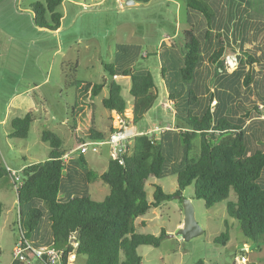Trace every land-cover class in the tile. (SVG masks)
Wrapping results in <instances>:
<instances>
[{
    "label": "trees",
    "instance_id": "16d2710c",
    "mask_svg": "<svg viewBox=\"0 0 264 264\" xmlns=\"http://www.w3.org/2000/svg\"><path fill=\"white\" fill-rule=\"evenodd\" d=\"M62 1L34 0L30 6L34 26L56 32L62 21V15L58 11ZM149 1L134 0L139 4H147ZM240 1L185 0L186 11L208 21L207 31L204 29L202 32L205 31L204 36L210 44L208 53L204 54V49L194 34L188 30L182 32L183 57L180 58L181 67L178 70L181 83H166L168 97L175 102L173 109L176 111L177 128L180 129L178 135L183 140L182 166L169 171L164 169L165 163L170 159L159 141L171 131L160 134L158 140L151 139L148 134L135 135L129 152L120 156L122 163L110 159L104 173L89 170L81 174L86 184L100 180L108 187V194L103 201H92L88 194L79 191L61 198L65 169L62 157L66 150L60 135L44 130L41 141L50 148L47 159L32 163L18 172V225L26 241L39 246L35 242L46 228L51 240L47 245H53L64 252L63 262L68 254L74 253L76 258L84 260L83 264H142L137 249L142 246L160 247L166 231L162 228L157 236L138 233L136 220L181 195L187 187L193 186V199L203 201L207 210L226 201V213L238 223L244 237L252 241L256 249L258 244L264 243V184L260 183L264 172V142H260L259 150L250 153L247 134L242 128L250 117L261 116L257 106L264 105V101H248L245 95L239 93L243 88L247 93L252 90L253 95L259 97V90H262V87L258 90L261 79L254 65L259 69L264 66V44L251 39L248 42L242 38L248 31L245 28L248 22H238L236 26L233 19L235 10L238 9L236 14L240 11L235 6ZM242 2L249 4L248 0ZM244 12L250 15L249 9L246 8ZM224 19L228 24H222L226 22ZM202 65L214 66L218 70L215 75L218 83L209 86L204 92L207 94V103L201 116L197 117L188 109H197V93L188 89L187 82L195 80ZM103 69L107 76L101 82L76 80L75 70L68 67L63 71L64 87L73 90L69 109L71 144L68 149L72 154H76L85 141H103L116 131L112 116L106 119L105 132L97 127L95 99L103 89H107L108 95L101 101L102 108L114 112L118 117H124L128 104L122 94V86L113 80L114 76L130 78L128 95L132 100L134 125L145 117L157 100V88L150 71L125 70L119 73L111 65H104ZM201 70L204 72L203 68ZM163 71L164 68L161 67L164 79ZM230 74L233 82L240 79V86L232 83ZM175 85L183 90V94L186 91V96L177 99L172 89ZM228 92H234L233 98H238L246 111V114L240 115L241 120L233 124L225 117L218 119L216 109L210 111L211 102L216 101L219 106L224 102L222 96L226 93L228 97ZM178 102L184 104L182 112L177 108ZM249 102L251 105L247 107ZM182 115H185V119L179 117ZM32 122L31 112L13 119L10 137L26 139ZM197 136L200 137V149L196 157L190 158L191 141ZM79 157L83 161L82 156ZM168 175L176 177L177 188L174 194H165L159 185H154L152 200H149L145 190L146 182L150 178L161 179ZM8 176V168L0 166V180ZM231 192L235 195L233 202L228 201ZM177 202L181 206V199ZM2 212L3 206L0 203V217ZM25 233L31 234L32 238L26 237ZM73 237L74 243H77L76 248L70 243ZM228 240V231H225L214 243L224 246ZM11 264L21 263L12 261ZM195 264L204 263L198 261Z\"/></svg>",
    "mask_w": 264,
    "mask_h": 264
},
{
    "label": "rangeland",
    "instance_id": "374dc122",
    "mask_svg": "<svg viewBox=\"0 0 264 264\" xmlns=\"http://www.w3.org/2000/svg\"><path fill=\"white\" fill-rule=\"evenodd\" d=\"M174 1L179 2L180 10L176 9V3L163 0H151L148 4L131 6L125 5V0H121V8L118 5L119 0H63L58 11L64 19L60 28L52 33L34 26L30 11L34 0H0V122L5 119L4 114L10 112L9 118L6 117L5 122L0 123V166L17 169L22 164L46 160L50 148L47 143L41 141V133L44 130L58 131L63 139V148L67 151L71 144L69 109L73 100V90L64 87L62 77L65 67L75 70L76 80L101 82V77L105 78L107 74L100 67V62L111 64L117 61L116 65H119L121 70L151 71L157 88V100L151 111L135 127L137 130H145L155 124L161 127L169 123L171 133L159 141L170 159L165 163L164 169L169 171L180 168L184 157L183 140L172 126L171 111L164 109L163 105L167 102L166 83H181L178 70L183 54L179 44L171 50L165 45L161 49L153 47L161 38L166 44H169L170 40L175 41L173 35L176 29L181 30H179L181 36L182 32L191 31L204 49V54L208 53L210 43L204 36L208 21L186 11L185 0ZM242 1L235 5L240 9L238 14L234 12L233 15L234 22H237L235 25L247 21V13L241 12L242 8H247L253 18L255 15L261 17L259 20L263 27L264 1L248 0L249 6ZM153 9L155 11H152ZM225 23L227 21L222 24ZM184 28L186 30H183ZM121 43L130 47H126V51L122 52L117 49ZM131 45H140L142 53H155L143 59L139 49H133ZM160 54L164 79L161 68L148 66L158 63L156 56ZM167 62H170L169 65ZM216 72L218 73V70L214 66H207L203 74L198 76V81L195 82L193 79L187 82L190 89H193L194 83L196 84L197 109L188 107L192 110V115L201 116L207 103V94L204 92L206 93L209 86L218 83ZM229 77L233 84L240 86L239 78L235 83L231 74ZM123 85L122 94L130 101L129 81L123 82ZM172 89L177 99L186 96V91L183 96V90L177 85ZM105 92L104 90L95 99L97 127L104 132L106 127L102 115L106 111L101 106V100ZM16 93L20 94L19 97L10 102ZM239 93L244 95L247 90L241 88ZM227 95L228 97L224 93L221 98L224 102L218 107L217 118L225 117L224 119L233 124L241 120L239 112H243L244 108L238 98H233L234 92H228ZM8 105L12 106L10 110L7 109ZM183 107L184 104L178 102L177 108L180 112ZM28 112L32 113L33 122L27 138L10 137L11 119L23 117ZM130 116V110L127 109L124 118L129 121ZM179 117L185 119V115ZM180 123L183 125V122ZM159 136L160 134H157V137ZM191 147L189 155L190 158H194L200 149L199 136L191 141ZM107 148L101 147L102 156L93 152L86 154L85 159L89 157L99 161L91 168L92 171H100L101 167L105 166L107 161L104 154ZM80 168L89 169L83 165H80ZM100 184L105 192L109 191L100 180H95L87 189L92 201L100 202L104 198L98 191ZM154 185H159L165 194L172 195L177 188L176 177L168 175L161 179L150 178L145 185L149 200H152ZM181 197L184 200L191 198L195 220L203 233L189 241H184L180 236L173 234L171 238L165 237L158 248L148 246L138 248L137 253L143 264H195L198 261H203L204 264H234L235 257L241 254H247L251 262L264 264V243L258 244L256 249V245L244 237L238 223L227 215L226 201L207 210L203 201L193 199V186L187 187L181 193ZM234 200L235 195L231 192L228 201ZM0 203L3 206L0 217V264H8L14 242L22 237L18 225L17 194L10 176L0 180ZM155 212L160 217L147 223L146 228L136 227L138 233L155 235L160 231V225L173 229L181 218L176 199L163 203ZM152 214L150 212L146 216L151 218ZM225 231H228L229 236L227 243L224 246L214 243V240L220 238ZM25 234L26 237L32 238L31 234ZM243 244H246L247 248Z\"/></svg>",
    "mask_w": 264,
    "mask_h": 264
},
{
    "label": "crops",
    "instance_id": "0c3cea01",
    "mask_svg": "<svg viewBox=\"0 0 264 264\" xmlns=\"http://www.w3.org/2000/svg\"><path fill=\"white\" fill-rule=\"evenodd\" d=\"M120 1V0H119ZM151 1V0H150ZM150 1L148 2V3H150ZM163 2H170V3H176L177 4V10H180L181 9V5L179 4V2H175L174 0H163ZM147 3V4H148ZM173 3V4H174ZM135 4H139V3H135ZM135 4H133V5H135ZM118 5H119V3H118ZM120 8L122 7V6H119ZM175 7H176V5H175ZM245 9L246 8H243V11H245ZM238 9H236L235 10V12L237 11ZM121 11V10H120ZM152 11H155L154 9L152 10ZM187 15V14H186ZM247 17H250V19H247V24H246V26H245V28L248 30L247 31V33H245L244 35H243V37L242 38H245V39H247V41L248 42H251L249 39H251L252 41L253 40H256V41H260L261 42V44H264V22H263V27L260 25V22H261V20H259V21H257L256 22V19H259V18H261V17H258V16H256L255 15V17L253 18V16H251V13H250V15H247ZM63 19H64V16L62 17V21H63ZM62 21H61V23H62ZM235 23H237V22H235ZM61 26V25H60ZM179 30L180 29H176L175 31H174V35H173V37H174V39H175V41H173V40H170L169 41V44H166L163 40L164 39H160L159 40V42H157L155 45H154V49H161V47H163V45H165L166 47H168V48H170V50L171 49H173V48H175V47H177V45L179 44V48H181V51H182V48H183V41H182V37H181V32H179ZM183 30H186V28H184ZM181 31V30H180ZM249 32V33H248ZM250 37V38H249ZM258 38V39H257ZM240 42V44L242 43V41L240 40L239 41ZM254 44V43H253ZM126 47H130V45H128V46H125V45H122V43L121 44H119L118 45V47H117V49H119V50H121L122 52H125L126 51ZM131 47L134 49H139V53H140V56L143 58V59H147L148 58V56L150 55V54H154L155 52H153V53H149V52H146V53H142L143 51L141 50V46L140 45H136V46H132L131 45ZM256 48V47H255ZM238 52V51H237ZM156 58L158 59V63H153V64H151V65H148L149 67H151V68H155V69H160L162 66H161V62H162V60H161V58H162V55L160 54V55H157L156 56ZM169 58V57H168ZM116 63H117V61H115L114 63H111V64H106V63H104V62H100V67H102V68H104V65H111L114 69H116V70H118V72L119 73H121L122 71H125V70H121L120 68V66L119 65H116ZM169 63L170 62H167V64L169 65ZM206 67L207 66H201V67H199V71H198V73H197V76L195 77V82L196 81H198L199 80V78H198V76L199 75H202L203 74V72H202V68L204 69V70H206ZM254 68H256V70H257V72L259 71V73H260V75H258L259 76V78L261 79V84H260V86L258 87V90L262 87V90L260 91L259 90V97L257 98L256 97V95L254 94L253 95V93H252V90L250 91H248V93H245L244 95L248 98V101H255V102H257V103H259L260 101H264V66H262V68L261 69H259V67H257V65H254ZM134 69H131V70H129V71H131V72H134L133 71ZM146 71H150V70H146ZM151 72V71H150ZM102 78V80L103 79H105V78H103V77H101ZM223 78H225V76H223ZM62 79H63V77H62ZM113 80H115L116 82H118L121 86H122V89H123V82H127V81H129V86H130V78H129V76H121V75H117V78L116 79H113ZM63 84H64V81H63ZM126 84V83H125ZM202 84V83H201ZM195 83L193 84V89H190V86H187L188 87V89H190V90H192V91H195L196 92V89H195ZM126 86V85H125ZM129 88L130 87H128V91H129ZM212 89V88H211ZM106 91L105 92V95H104V97L103 98H105V97H107V95H108V91H107V89H103V91ZM102 91V92H103ZM122 92H123V90H122ZM185 94V93H184ZM184 94H183V96H184ZM19 93L17 94H15L11 99H10V102H14L18 97H19ZM102 98V99H103ZM251 99V100H250ZM166 100H167V102H169V103H172V110H171V115H172V120H171V123H172V126L174 127V129L176 130V131H178L179 132V128H177V124H178V121L176 120V111H175V109H174V111H173V108H174V104H175V102L174 101H172V100H170L169 99V97H168V94H167V90H166ZM102 101V100H101ZM131 102H132V100L130 99V101H127V104H128V107H127V109H129L130 110V117H131V119L129 120V122H130V124H131V128H132V130L135 132V134L136 135H140V134H145V133H147V132H149V131H152L156 126H157V124H155V126H153V127H149V128H147V129H145V130H142V129H139V130H137L136 129V127H135V125L132 123V104H131ZM166 102V103H167ZM165 103V104H166ZM250 105H251V103L249 102V105L247 106V107H250ZM218 105H216L214 108H211L210 107V111L211 112H213L215 109V114H216V116H217V114H218ZM9 108V110L12 108V106L11 107H9V105H8V107H7V109ZM164 108V107H163ZM106 111V110H105ZM151 111V110H150ZM149 111V112H150ZM148 112V113H149ZM246 111H244L243 110V112H239V114L242 116V115H244V114H246L245 113ZM147 113V114H148ZM146 114V115H147ZM9 115H10V112H6L5 114H4V116H5V119H6V117H8L9 118ZM145 115V116H146ZM252 115V114H251ZM103 117H104V124H105V127H106V119L108 118V117H110V116H112V118H113V124L116 126V124L118 123V116H116L115 114H114V112H108V111H106V113L104 114V115H102ZM15 118H20V117H15ZM15 118H12L11 119V121L13 120V119H15ZM220 118H222V116H220ZM5 119L4 120H2L0 123H4L5 122ZM11 121H10V125H11ZM169 124V123H168ZM168 124H165V125H161V127H170L171 128V126L170 125H168ZM243 129H244V131L246 132V134H247V140H248V150H249V152L250 153H253V152H255V151H257V150H259L260 149V147H261V145H260V142L261 143H263L264 142V114H262L261 113V116H255L254 115V117H250V119L248 120V121H246L245 123H244V125H243V127H242ZM106 129H107V127H106ZM70 130V129H69ZM171 130V129H170ZM170 130H167V131H170ZM12 132V131H11ZM11 132H10V135H11ZM54 132V131H53ZM57 134H59L58 133V131H55ZM60 135V134H59ZM62 138V137H61ZM160 137H157L156 136V138H155V140H158ZM70 140H71V132H70ZM108 147V146H107ZM101 151H102V149L100 148V150H99V152L98 153H96V154H99L100 156H102V154H103V152L101 153ZM49 152H50V150H49ZM49 152L47 153V156H48V154H49ZM67 153H69V150H67L66 151V153L65 154H67ZM85 156L86 155H83L82 156V159H83V161L80 159V157L77 155V154H71L70 156H69V158H68V160L64 163V166H65V169H64V174H63V188H62V192H61V198H64L65 196H67V195H69V194H71V195H73V194H75L77 191H79V193H83V194H88L87 192V189L89 188V186L91 185V184H93V182H95V181H93L92 183H88V184H86V182H85V180L81 177V174H83L84 172H86V171H89V170H92L91 168L93 167V166H96L98 163H99V161L98 160H93L92 158H87V159H85ZM104 156H105V160L107 161L106 162V164H105V166H102L101 167V170L100 171H97L98 173H104L106 170H107V166H108V162H109V160H110V156H109V147L107 148V151L105 152V154H104ZM31 163H26V164H22V165H19L18 166V168L17 169H12L10 166H6L9 170H11V171H13V172H16L17 171V173L18 172H20L22 169H24L25 167H27V166H29ZM80 165H83L84 167H88L89 169L87 170V169H81L80 168ZM260 183L261 184H264V172H263V174H262V176L260 177ZM99 188H98V191L101 193V194H103L104 195V198L107 196V194H108V191H106L105 192V190H104V188H103V186L100 184V186H98ZM90 194V193H89ZM91 195V194H90ZM104 198H103V200H104ZM174 199H176V198H174ZM102 200V201H103ZM189 200H191V198L189 199ZM99 202V201H98ZM101 202V201H100ZM178 207H179V212H180V214H181V218H180V220L176 223V225H175V227L173 228V229H168L167 227L165 228V227H161V225H160V227H159V230L161 231V229L163 228L165 231H166V238H171L170 237V235H173V234H175V231L176 230H179L180 228H182V226H183V211H182V208H181V206H179V204H178ZM155 210L156 209H153V210H151L150 212H152L153 214H152V217L151 218H149V217H147L146 215L144 216V217H142V218H139L138 220H136V222H135V226L136 227H138V228H146L147 226H148V224L147 223H151L152 222V220H156V219H158V217H160V216H158L157 215V213L155 212ZM149 212V213H150ZM163 223V222H162ZM160 231H158L156 234H155V236L156 235H159L160 234ZM142 234H146V233H142ZM18 240H16L15 242H14V244H13V247H14V245H15V243L17 242ZM49 241H51L50 240V237H49V234H48V232H47V230H46V228L44 229V230H42V232H41V236L39 237V239H37V241L35 242L37 245H47L48 244V242ZM243 246H246V244H243ZM13 247H12V250H13ZM246 248H247V246H246ZM240 252H242V251H240ZM243 252H246V251H244L243 250ZM11 255H12V251H11ZM242 255H244V254H242ZM246 258H247V264H251V263H254V262H251L250 261V258H249V256L246 254V255H244ZM237 257V256H236ZM235 257V258H236ZM12 261H13V259H12V256H11V260L9 261V263L8 264H11L12 263ZM84 263V260L82 259V258H80V257H78V258H75L74 259V261H73V264H83ZM32 264H45L43 261H39V260H33V262H32ZM143 264V263H142ZM256 264V263H255Z\"/></svg>",
    "mask_w": 264,
    "mask_h": 264
},
{
    "label": "built area",
    "instance_id": "2783aa9c",
    "mask_svg": "<svg viewBox=\"0 0 264 264\" xmlns=\"http://www.w3.org/2000/svg\"><path fill=\"white\" fill-rule=\"evenodd\" d=\"M122 5L121 0L119 1V6ZM114 76L113 79H116ZM216 106V101H212L210 104L211 108ZM164 109L169 111L172 110V103L167 102L163 105ZM258 111L264 114V105L259 104L257 106ZM122 118V119H120ZM170 130V127H159L156 126L152 131L145 134L151 139H155L157 134H162L163 132ZM135 132L131 128V124L128 119L124 117H118V123L116 124V131L110 134L103 141H85L80 145L77 151L78 156L86 155L88 152L98 153L102 146L109 147V156L112 160H118L122 163L120 156L122 154H127L132 146V140L135 136ZM72 153H67L62 157V162H66ZM9 170V169H8ZM10 171V178L13 181L14 188L17 190L20 184V174L17 172ZM73 247H77V243H74V237L70 240ZM64 252L57 249L53 245H39L34 246L28 241H26L23 236L15 243L12 250V259L21 264H32L33 260L43 261L45 264H73L76 258L74 253L67 255L66 261L63 262ZM247 258L244 255H239L235 258L234 264H247Z\"/></svg>",
    "mask_w": 264,
    "mask_h": 264
},
{
    "label": "water",
    "instance_id": "95a60500",
    "mask_svg": "<svg viewBox=\"0 0 264 264\" xmlns=\"http://www.w3.org/2000/svg\"><path fill=\"white\" fill-rule=\"evenodd\" d=\"M133 4H135L134 0H125V5L131 6ZM175 198L176 200L181 199V208L183 211V226L177 230L175 235L180 236L184 241H189L190 239L201 235L203 230L195 220L194 209L192 207L191 200H184L181 198V195L175 196ZM172 236L174 235H170V237Z\"/></svg>",
    "mask_w": 264,
    "mask_h": 264
},
{
    "label": "clouds",
    "instance_id": "9594fccd",
    "mask_svg": "<svg viewBox=\"0 0 264 264\" xmlns=\"http://www.w3.org/2000/svg\"><path fill=\"white\" fill-rule=\"evenodd\" d=\"M242 255V254H241Z\"/></svg>",
    "mask_w": 264,
    "mask_h": 264
}]
</instances>
